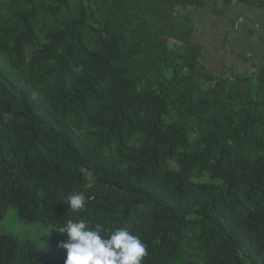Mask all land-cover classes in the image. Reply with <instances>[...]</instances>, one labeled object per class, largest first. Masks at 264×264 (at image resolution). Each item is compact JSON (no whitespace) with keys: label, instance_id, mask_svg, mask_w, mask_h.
I'll use <instances>...</instances> for the list:
<instances>
[{"label":"trees","instance_id":"obj_1","mask_svg":"<svg viewBox=\"0 0 264 264\" xmlns=\"http://www.w3.org/2000/svg\"><path fill=\"white\" fill-rule=\"evenodd\" d=\"M209 1L217 18L264 7ZM208 7L0 0V219L57 231L45 248L0 236V264H64L58 229L81 219L138 236L142 264H264V68L204 65Z\"/></svg>","mask_w":264,"mask_h":264},{"label":"clouds","instance_id":"obj_2","mask_svg":"<svg viewBox=\"0 0 264 264\" xmlns=\"http://www.w3.org/2000/svg\"><path fill=\"white\" fill-rule=\"evenodd\" d=\"M66 202L72 212H77L85 207L87 198L76 193ZM58 231L67 237L60 245L66 250L64 264H142L146 255L143 241L124 228L117 227L102 235L100 226L91 227L81 219L68 220Z\"/></svg>","mask_w":264,"mask_h":264},{"label":"rangeland","instance_id":"obj_3","mask_svg":"<svg viewBox=\"0 0 264 264\" xmlns=\"http://www.w3.org/2000/svg\"><path fill=\"white\" fill-rule=\"evenodd\" d=\"M209 9L195 16L197 21V29L195 30V39L198 43L204 44L208 48V62L206 65L214 74L235 76L252 73L251 66L247 68L234 67V71L226 66V53L222 43H224L223 35L225 26L223 20L213 16L214 4L206 0ZM221 6L223 0H219ZM188 16V13H185ZM227 22V20H226ZM229 47V45L227 44ZM224 49V50H223ZM228 49V48H227ZM259 62V61H258ZM226 68V69H225ZM260 68H264L261 65ZM57 231L47 228L43 225H28L20 217V213L15 209H9L7 215L0 219V236H11L18 240L34 245L37 248H45L56 238Z\"/></svg>","mask_w":264,"mask_h":264},{"label":"crops","instance_id":"obj_4","mask_svg":"<svg viewBox=\"0 0 264 264\" xmlns=\"http://www.w3.org/2000/svg\"><path fill=\"white\" fill-rule=\"evenodd\" d=\"M217 2L221 4L219 0ZM223 9L226 17L218 19L223 20L222 25L225 26L224 43L221 45L227 55L226 66L234 71V67L251 66L253 69L264 65V7L257 3L236 1L231 7L223 6Z\"/></svg>","mask_w":264,"mask_h":264},{"label":"water","instance_id":"obj_5","mask_svg":"<svg viewBox=\"0 0 264 264\" xmlns=\"http://www.w3.org/2000/svg\"><path fill=\"white\" fill-rule=\"evenodd\" d=\"M254 1H263L264 2V0H254Z\"/></svg>","mask_w":264,"mask_h":264}]
</instances>
